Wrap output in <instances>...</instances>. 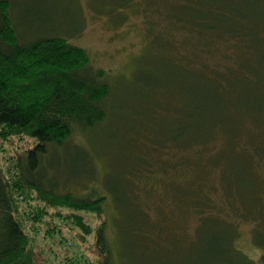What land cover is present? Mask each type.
<instances>
[{
	"label": "trees",
	"instance_id": "obj_1",
	"mask_svg": "<svg viewBox=\"0 0 264 264\" xmlns=\"http://www.w3.org/2000/svg\"><path fill=\"white\" fill-rule=\"evenodd\" d=\"M164 3L178 22L175 26L190 29L197 43L192 52L182 53L181 60L164 64L170 68L167 74L156 65V74L143 84L148 90L139 100L140 111L147 116L156 113L147 121L148 140H171L195 154L194 149L205 146L209 158L232 151V164L238 161L236 152L264 153V0ZM11 8L12 0H0V264H115L106 234L108 196L59 193L37 175L51 147L63 146L76 127L93 128L106 118L102 102L111 86L98 79L103 69H90L89 51L67 37L42 35L26 40ZM162 103L172 108L167 128L161 124L169 119L160 117ZM157 153L149 149L146 155ZM157 157L163 172L176 166L166 162L168 157ZM127 166L118 164L115 173L122 171L124 176L115 185L118 199L129 196ZM142 179L136 178L141 189L148 190L140 184ZM168 182L173 183L171 194L187 186L204 193L191 182L178 186L176 180ZM237 184L240 191L254 188L243 167ZM106 185L113 186L108 179ZM88 213L98 219L95 226L85 217ZM142 213L138 211V220ZM151 219L155 224L154 216ZM132 222L131 230L138 232L142 222ZM75 227L80 229L75 235L81 242L95 233L94 258L80 246L69 251L57 247L58 243L77 244L70 234ZM225 242L229 246L230 240Z\"/></svg>",
	"mask_w": 264,
	"mask_h": 264
},
{
	"label": "rangeland",
	"instance_id": "obj_2",
	"mask_svg": "<svg viewBox=\"0 0 264 264\" xmlns=\"http://www.w3.org/2000/svg\"><path fill=\"white\" fill-rule=\"evenodd\" d=\"M124 1L12 0L14 21L26 40L42 35L67 37L89 51L90 69H103L105 73L98 79L111 86L110 95L102 102L106 118L93 128L76 127L63 146L51 147L38 177L59 193L108 196L106 234L115 264H264V153L236 152L238 161L232 164V151L209 158L205 146L194 149L195 154L179 149L171 140H148L147 121L156 113L147 116L140 111L139 100L148 90L143 84L156 74L157 67L167 74L170 68L166 62L174 63L183 58V52H192L197 36L175 26L178 22L163 4L165 0ZM160 59L163 61L158 63ZM155 93L165 100L163 94ZM171 110L163 103L159 106L160 117L169 116L161 122L165 128ZM149 149L159 153L146 155ZM143 155L147 159L139 158ZM157 156L168 157L166 162L176 166L163 172ZM118 164L128 165L131 174L126 175L131 181L128 199L115 197L121 196L115 185L124 179L122 171L115 175ZM242 167L254 183L250 191L238 188ZM138 177L144 178L140 184L150 192L141 189ZM107 179L113 186L106 185ZM174 180L177 186L191 182L204 193L187 186L171 194L173 183L168 181ZM146 208L150 213L145 217ZM180 209L185 213L179 214ZM138 211H143L139 220ZM85 217L92 226L98 223L94 214ZM132 220L142 222L138 232L131 230ZM73 231L72 243L77 244L58 243L57 247L69 251L80 246L94 258L95 233L81 242L75 235L80 229Z\"/></svg>",
	"mask_w": 264,
	"mask_h": 264
}]
</instances>
